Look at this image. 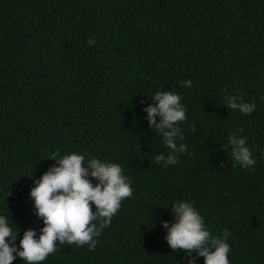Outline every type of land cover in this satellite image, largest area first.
Here are the masks:
<instances>
[{"label": "trees", "instance_id": "trees-1", "mask_svg": "<svg viewBox=\"0 0 264 264\" xmlns=\"http://www.w3.org/2000/svg\"><path fill=\"white\" fill-rule=\"evenodd\" d=\"M159 90L186 109L176 138L186 149L168 167L141 110ZM237 93L256 111L228 108ZM233 131L254 171L233 166ZM70 152L120 164L133 195L93 251L57 242L42 264H188L161 226L175 201L229 234L230 264H264V0H0V214L20 230L17 245L43 226L33 180Z\"/></svg>", "mask_w": 264, "mask_h": 264}, {"label": "clouds", "instance_id": "clouds-1", "mask_svg": "<svg viewBox=\"0 0 264 264\" xmlns=\"http://www.w3.org/2000/svg\"><path fill=\"white\" fill-rule=\"evenodd\" d=\"M89 46L95 39L87 40ZM183 87L191 88L192 81L181 80ZM151 104L142 107L147 114L150 127L161 134L164 147L170 150L165 156L156 157L164 167L178 162L176 153L186 149L185 144L176 143V138L184 139L178 124L186 119V109L181 103V95L174 91H156L150 96ZM227 107L243 115L256 111L255 101L246 102L240 93L225 97ZM143 105V100L140 101ZM159 117V123H157ZM233 166L239 165L248 171H254L256 158L250 150L247 139L233 131L228 136ZM58 157V158H57ZM50 159L56 164L33 180L29 196L34 215L42 222L39 232L27 229L16 241L20 230L9 214H0V264H13L20 258L23 264H42L50 254L61 245L77 247L87 245L93 251L97 237L108 227L112 218L121 207L125 198L133 195L131 182L123 174L120 164L108 162L98 157L86 160L83 154L70 152L64 155L54 154ZM93 180L95 183H93ZM93 207L95 211H93ZM174 222H163L167 235V245L174 251L185 254L188 264H195L196 253L203 258L204 264H230L229 234L224 232L214 236L204 222V218L191 202L175 201L171 205Z\"/></svg>", "mask_w": 264, "mask_h": 264}]
</instances>
